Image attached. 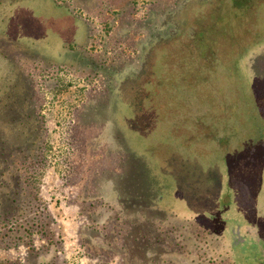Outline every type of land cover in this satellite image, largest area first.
<instances>
[{"label":"rangeland","instance_id":"obj_1","mask_svg":"<svg viewBox=\"0 0 264 264\" xmlns=\"http://www.w3.org/2000/svg\"><path fill=\"white\" fill-rule=\"evenodd\" d=\"M100 1L77 19L0 0L1 30L29 44L0 37V80L39 110L31 196L67 264H264V0Z\"/></svg>","mask_w":264,"mask_h":264},{"label":"trees","instance_id":"obj_2","mask_svg":"<svg viewBox=\"0 0 264 264\" xmlns=\"http://www.w3.org/2000/svg\"><path fill=\"white\" fill-rule=\"evenodd\" d=\"M51 1L57 8L67 9V12L77 19H80L84 14L80 4H77V0ZM4 21L0 20V37L3 40L29 45L17 33L1 30L4 29ZM69 49L76 50L74 44L66 46L64 43L61 54L68 52ZM75 52L80 54L79 51ZM0 53L4 55L2 52ZM4 59L6 60L7 56ZM9 70L10 73L16 71L14 66H10ZM2 82L0 80V92H3L0 94V122L5 126L0 127V252L23 246L26 248L27 257L14 261L0 257V264H67L59 248L61 242L58 239L60 237L50 228L54 221L45 207V203L41 198H38L37 193L31 196L33 195L31 192L33 176L28 168L29 166L35 168L37 165L39 167L48 160L46 155L47 135L44 132L45 127L42 126L39 110L34 113L26 111L32 99L21 96L15 99L5 98L8 91L14 92V89L18 87L17 79ZM31 118L39 127H28V124L31 125V121H29ZM35 123L33 124L35 125ZM4 204L7 206L2 210ZM35 207L39 212L34 211ZM134 227L130 223H126V228ZM122 242L123 248L128 247L135 250L136 248L142 249L149 244L143 236L130 237V235L126 240L123 238ZM216 256L217 258L210 260H219L218 264H234L232 259H220V255ZM124 259L127 260L128 257L124 256ZM134 263V260H130L126 264Z\"/></svg>","mask_w":264,"mask_h":264},{"label":"crops","instance_id":"obj_3","mask_svg":"<svg viewBox=\"0 0 264 264\" xmlns=\"http://www.w3.org/2000/svg\"><path fill=\"white\" fill-rule=\"evenodd\" d=\"M82 2L80 3V4H90V0H81ZM153 1V0H152ZM49 2V1H48ZM101 2V5L103 4L102 3V0L100 1ZM130 0H119V3H121V6L119 7V8H121V9H124V7L125 6H128V8H129V6L131 5L130 4ZM164 6H168L169 4H171L172 2H170L169 0H161L160 1ZM176 2H177V4L178 5H180L181 3H184L185 2V0H176ZM126 3V4H125ZM81 6V5H80ZM82 7V9H84L83 7L84 6H81ZM85 7H87V6H85ZM87 9H89V7L87 8ZM86 11V10H85ZM89 12H90V14H91V11H90V9H89ZM88 12V13H89ZM86 13V12H85ZM87 14V13H86ZM163 14H165V13H163ZM80 35H79V37H81V41L80 42H82V38H84L85 37V26L83 25V27L79 30V32H78ZM64 45V44H63ZM71 45V44H70ZM66 46H68V43L66 42ZM70 50V49H69ZM58 55V54H57Z\"/></svg>","mask_w":264,"mask_h":264},{"label":"flooded vegetation","instance_id":"obj_4","mask_svg":"<svg viewBox=\"0 0 264 264\" xmlns=\"http://www.w3.org/2000/svg\"><path fill=\"white\" fill-rule=\"evenodd\" d=\"M148 2H152V0H148Z\"/></svg>","mask_w":264,"mask_h":264}]
</instances>
